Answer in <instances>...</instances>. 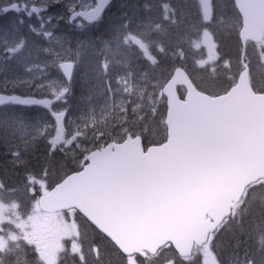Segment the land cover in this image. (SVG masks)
I'll return each mask as SVG.
<instances>
[{
	"label": "rangeland",
	"instance_id": "1",
	"mask_svg": "<svg viewBox=\"0 0 264 264\" xmlns=\"http://www.w3.org/2000/svg\"><path fill=\"white\" fill-rule=\"evenodd\" d=\"M147 1L125 0L116 7V12H108L100 21L91 24L79 19L84 26L80 29L75 24L67 23L69 15L67 7L75 2L80 5L78 10L89 11L94 8L95 2L61 0L59 6L39 13L42 18L39 22L36 16H33L30 21H25L22 29L16 25L0 31V91L6 88L8 92L16 91L24 96L30 93H36L37 96L49 94L53 89L59 91L61 87L67 86L66 81L52 73L49 68H58L57 64L60 61H73L76 67L67 94L68 103L66 105L56 103L52 106L57 111L65 107L69 110L64 120L67 129L64 140L71 139L77 131L83 133L81 142L75 139L73 143L77 142L80 147L74 145L76 149L86 154L108 141H121L127 133L140 134L145 128H149L152 133V128L161 125L166 135L165 113L161 111L162 105L166 106V97L162 89L180 63L198 82L204 75L213 79L227 74L229 78L235 71H229L232 63L225 60L229 56L221 59L217 54L215 41L217 26L215 29L211 27L212 0H182L186 8L192 6L191 8L197 12L194 24L190 18L183 20L175 15L177 10L185 9L179 0H155V9L145 6ZM0 2L2 9L8 6L9 0ZM19 2L23 4L24 0ZM33 2L42 7L50 4L51 0H29L30 5ZM136 2H142V5L137 7L139 4ZM231 3L235 8L232 0L228 2V10ZM131 6L135 7L134 13L127 12L132 9ZM152 12L154 17L151 26L138 21L141 15L151 19ZM50 15L54 17L51 23L48 22ZM61 16L63 20H59ZM17 18V13L9 12L7 16L0 18V23L14 22ZM58 20L59 24L56 26ZM237 21L238 18L234 16L229 22L231 25L229 27H234ZM40 23L44 24L43 28L40 27ZM29 24L36 25L41 33L51 31L52 35L47 40L42 35H33L28 31ZM240 27L239 20L238 26L234 28L237 37ZM66 28L71 30L72 36L76 39L70 50L65 45ZM77 44L80 49L77 48ZM182 44L189 46V56L185 55L186 52L179 51ZM228 46L229 43L226 42L223 48L226 55L229 53ZM45 48L51 51L46 53ZM238 49L240 52L238 65L233 59L237 75L243 71V61L250 68L256 83L262 87L264 40L257 45H247L245 50L239 42ZM82 51L86 53L85 56L81 54ZM167 51L174 52L176 60L175 57L164 56ZM53 52L56 54L53 55ZM88 54L90 56H87ZM230 55L232 56V53ZM167 63L173 66L167 67ZM28 66L32 67L30 72L25 71ZM78 66L79 75L75 78ZM22 80H31L33 83L31 86L20 83L17 88L12 87L14 82ZM38 84H45V87L36 90ZM75 87L79 90L78 94L71 95ZM2 107L5 106H0ZM147 107H152L149 119L146 117ZM29 110L16 106L13 109L15 115L7 112L6 117H9V121L5 123L4 130L0 131L4 151L9 154L19 151L18 156L10 154L9 164L19 168L22 173L17 180L15 178L17 174L12 167L10 172L5 169L10 173L8 178L13 175V180L3 184L4 172L0 170V184L3 185L0 187V238L6 242L0 256H13L17 253L21 264H80L79 258L72 255V250L80 246L86 264H168V261L175 257L173 254L168 255L169 252L148 261L123 259L118 253L119 259L116 260L109 244L99 236H92L91 231L80 224L75 214H42L37 199L44 192L46 176L42 173L44 180H36L30 177L27 171L36 169L39 172L43 167L45 159L37 151L47 149L46 140L52 135L53 129H49L44 136H40L39 129L45 123H52V120L44 108L30 111L29 117L34 116L35 121L29 120L26 115ZM97 125H108L112 128L111 132L98 139L100 133H89L91 127L97 128ZM64 140L60 141L58 147H63ZM22 186L27 189L22 190ZM32 189L35 190V195L31 194ZM16 195L25 197L23 205L19 199H15ZM236 214L237 218L243 215L241 212ZM239 225L235 223V219L229 221L227 226L223 227L225 230L213 248L203 246L194 253V260L176 259V264H213V256L210 253L219 255L220 259L215 255L218 264H264V245L260 247L259 252H254L257 259L254 263L250 260V253L248 256L247 253H243L244 242L241 243L237 236H232V232H237ZM251 227L255 228L254 233L246 235L245 240L259 238L258 241H264L260 240L264 239V234L261 237L257 234L264 229V222H256L251 224ZM233 241L235 242L232 245ZM95 249H98L99 259L96 258ZM197 253H202V256Z\"/></svg>",
	"mask_w": 264,
	"mask_h": 264
},
{
	"label": "water",
	"instance_id": "2",
	"mask_svg": "<svg viewBox=\"0 0 264 264\" xmlns=\"http://www.w3.org/2000/svg\"><path fill=\"white\" fill-rule=\"evenodd\" d=\"M234 2L242 45L260 42L264 0ZM178 86L186 88L184 99ZM162 91L165 143L144 150L141 139L127 136L90 152L80 171L39 197L40 209L78 210L125 256L154 255L168 243L189 256L206 242L245 189L264 180V94L252 89L247 67L218 97L199 92L182 68Z\"/></svg>",
	"mask_w": 264,
	"mask_h": 264
},
{
	"label": "trees",
	"instance_id": "3",
	"mask_svg": "<svg viewBox=\"0 0 264 264\" xmlns=\"http://www.w3.org/2000/svg\"><path fill=\"white\" fill-rule=\"evenodd\" d=\"M125 0H116L111 7L109 8V10L107 11V13L109 12H116V7L123 4ZM136 1H140V0H136ZM180 3L183 5V7L185 9L183 10H177V12L175 13V15L178 18H182L183 20H186L187 18H190L189 20H192L191 22L194 24L196 21H194V18H196L197 12L192 9V6H188L187 8L184 6V3L182 0H179ZM228 2H232V0H212V12H213V19L211 21V27H213L215 29V27L217 26V33H216V42L217 44V52L220 55L219 58H223L226 56H229V58H224L225 60H228L229 63H232V67L230 68L229 71H235L233 72V75L230 76L229 78L227 77V74H222V76L220 77H214L213 79L211 77H206V75L203 76V78H201L200 82H198L195 78L194 82L196 84V86L203 92L211 94V95H216L219 93H223L225 91H227L236 81L237 78V67L234 66V60H236L238 65L239 62V56H240V52L238 49L239 46V39L237 37V35L234 33L236 26H238L239 23V18H238V14L235 10V8L232 7V3H231V7L230 10H228ZM1 4V2H0ZM139 4L137 7L142 5V2L137 3ZM145 6L147 7H151L155 9V0H148L145 4ZM136 6V5H135ZM1 8V7H0ZM132 8V6H131ZM134 9L135 7H133L131 10L127 11L128 13H134ZM179 13V14H178ZM233 13V14H232ZM67 15V14H66ZM235 17L238 18L237 23H235L234 27H229L231 26L229 24L230 20L233 19ZM153 12H152V18L151 19H146L144 17V15L140 17V19H138L139 22H144L146 24H148V26H151L152 21H153ZM234 24V23H233ZM20 29H22V26H19ZM67 29V28H66ZM71 30L64 29V32L67 34L66 37V47L69 48V50L71 48H73L74 43L76 42V39L74 36H72ZM220 31V32H219ZM225 31H228L226 34L224 33ZM219 32V33H218ZM234 33V34H233ZM218 34V35H217ZM226 42L229 43L228 46V50L229 53L226 55V50L223 51L224 46H226ZM77 48L80 49L81 47L77 44ZM189 46L186 44H182L179 46V51L182 52H186V56H189L188 52H189ZM171 52V51H170ZM169 51H167V55L164 54V56H170V58H174V60H176V56H174V52L170 53ZM230 53H232V56L230 55ZM83 56H85V52L82 51L81 53ZM77 56H80V54H77ZM87 56H90L89 54ZM251 56V55H250ZM234 59V60H233ZM167 67H171L173 66L172 64L167 63L166 64ZM179 66H183L182 63L179 64ZM58 68H49V70L56 74L58 77H60V74L57 70ZM79 71V66L77 68V71L75 73V78L79 75L78 74ZM254 75V72H253ZM257 75V74H256ZM74 79V77L72 78V80ZM211 79V80H208ZM262 83H264V81H262ZM27 86V85H26ZM253 86L256 90L258 91H264V84L262 87H260V84H257L254 77H253ZM89 87V86H88ZM37 90V87L35 88ZM77 88L75 87L74 92L71 94H78ZM46 95V94H44ZM16 108V106L12 107V106H8V107H4L2 109H0V131H3L5 128V123L9 121V117L7 118L6 116L8 115L7 112L10 111V113L14 114L13 109ZM30 110L27 112V117L29 120L33 119L34 120V116H30L29 117V113L30 111H35L37 109V107H33V108H29ZM152 107H147L146 108V117L149 119L151 117L152 114ZM161 111L163 113H165V106L162 105L161 107ZM15 115V114H14ZM3 127V128H2ZM90 129V128H89ZM110 126H99L97 125V128L95 127H91V130H89L90 132L94 133H103V134H107L110 131ZM142 132L140 133L143 137V142L145 146H150L152 144H159L162 141H164L165 139V134L163 132V127L160 126H155V128H152L151 131L152 133L149 131V128H145L144 130H141ZM81 138L82 136H78L76 139L81 142ZM77 142L72 143L70 146H68L66 152H64V154L62 155L61 152L57 151L55 154H53L51 156V158L48 156L47 154V150H48V145H46L47 149L46 150H42V151H37L39 154L42 155V157H44L45 162H43V167L42 169L37 172L36 169L35 171H33L32 169H28L27 172H29V176L32 178H36V180L38 179H43L42 178V173L45 175L44 170L45 167L47 166V175L44 182L45 185H47V187L52 186L55 182H58L59 180H61L65 175H67L70 172L73 171H77L78 169H80L81 165L84 163V151L78 150L76 149ZM4 147L1 144V139H0V170L3 171L4 173V178L3 182L4 184H7V182L10 180L12 181L13 178L11 175V178H8L9 176V172H10V168L12 167L14 169V171L16 172L17 176H15V178L17 180L20 179V177L22 176V173L20 172L19 168H16L13 165L9 164L10 161V154L9 152H6V150L4 151ZM81 151V152H80ZM73 153H75V159L73 158ZM81 153V154H80ZM62 156V157H60ZM33 162V161H31ZM8 163V165L6 164ZM10 165V166H9ZM5 169H7L9 172H6ZM0 171V173H1ZM13 173V171H12ZM1 177V176H0ZM25 186H22V190H25L27 188H24ZM26 192V191H25ZM15 199H19L20 203L23 205L25 202V197H19V196H15ZM242 213L243 215L240 218L235 219V223L237 225H239V229L237 230V232H232V236L236 237L239 239V242L243 243L245 250L243 253H247V256L250 253V260H253L254 263L257 260L255 258V254L254 252L258 251L261 246L264 245V241H258V239L255 238H249V240H245L247 237L246 235H250L254 233L255 228L251 227V224H254L256 222H264V182L258 183L255 186L251 187L248 192L247 195L245 196L244 199V203L242 205ZM80 219V216H77ZM81 220V219H80ZM84 225H86V222H84ZM87 226V225H86ZM87 229V227L85 228ZM243 235V237H240V235ZM258 236L261 237L264 234V229L260 230L257 232ZM220 236H218L217 239H219ZM260 240H264L263 238H261ZM235 241L232 242V245L234 244ZM112 249V248H111ZM113 251V255L114 258L117 260L119 259L118 257V252L117 250L114 248L112 249ZM163 253L165 254L166 252H169L168 255H174L175 253L172 250L171 247L169 248H165L162 250ZM221 253V252H220ZM19 255H15L13 258L4 261L5 259L3 257L0 256V262H2V264H21L20 261L18 260ZM178 258V257H177ZM141 261V260H140ZM160 261V260H158ZM236 264H247V263H236Z\"/></svg>",
	"mask_w": 264,
	"mask_h": 264
},
{
	"label": "snow or ice",
	"instance_id": "4",
	"mask_svg": "<svg viewBox=\"0 0 264 264\" xmlns=\"http://www.w3.org/2000/svg\"><path fill=\"white\" fill-rule=\"evenodd\" d=\"M95 2V0H93ZM61 3V0H51L50 4H45L42 7L37 6L34 2L30 5L29 0H24L23 4L17 0V2H13V0H9L8 6L0 9V18L7 16L9 12H15L18 14V18L13 22V21H5L3 23H0V31H5L6 29L9 28V26H23L25 24V21H30L33 16H36L37 21L39 22L42 18L38 15L39 13L43 11H48L49 8L51 7H56L59 6ZM108 3V0H99V3L97 4V7L91 11H84V10H78L80 9V5L76 4L73 2L70 6L67 7V11L69 13L67 23L68 24H75L77 28L83 29V24L79 22L80 17H84L89 23L92 21L98 19L101 15V11L103 10V7L105 4ZM53 16L48 17V22L51 23ZM59 20H63V17H59ZM59 20L57 22V25L59 24ZM40 27L43 28L44 24L40 23ZM28 31L32 32L33 35L40 36L42 35L45 40H47L51 35V31H45L44 33H41L38 31L36 28V25L34 24H29L28 25ZM23 41H21V44ZM20 45H18L19 47ZM44 51L46 53L50 52L51 50L48 48H45ZM56 53L53 52V55ZM42 67V66H41ZM57 67L59 70L62 72L63 76L65 77L66 80V85L63 86L59 89V91H56L53 89L48 95H40L37 96L35 94L32 95H21L17 93L16 91H11L8 92L7 89L5 88L4 91H0V106H20L23 108H33V107H40L44 108L47 112L48 115L51 117L52 123H45L40 129L39 133L40 136H44L49 129H53L52 135L47 137L46 143L48 145V150L47 154L51 158L53 154H55L57 151L61 152L64 154L65 148L70 146L73 141L76 139L77 136H82L83 133L81 132H75L73 137L68 140H64V133L66 132V127L64 125V120L68 116V108H62L59 111L53 109V105L56 103H63L67 104L68 103V96L67 94L70 91V86L72 83V72L74 68V62L72 61H60L57 64ZM32 70L31 66H28L25 68L26 72H30ZM39 79V77H37ZM20 83H27L29 86L32 85L33 81L31 80H22V81H17L14 82L12 87L15 89L19 87ZM45 87V84H38L37 88H43ZM51 97V98H50ZM103 133H100L98 135V139L103 137ZM37 137H33V139H36ZM128 138L131 139L132 136L129 133ZM137 139H141V137H136ZM64 140V145L63 147H58L60 145V141ZM77 147H80V145H77ZM12 156H18L19 151H13L10 153ZM73 158L75 159V153H73ZM85 159H87L85 157ZM82 167V165H81ZM45 175H47V166L45 167L44 170ZM0 187H3L2 184H0ZM32 195H35V190L32 189L30 190ZM15 239V237H13ZM211 239H214L212 237ZM6 246V242L0 238V252L3 251L4 247ZM206 248H210V241L208 245H205ZM96 252V258L99 259V252L98 249H95ZM213 256V264H218L216 261L215 255L213 253H210ZM72 255L77 256L79 258L80 264H86L85 258L83 255V250L80 246L75 247L72 250ZM197 255H201L202 253H197ZM179 258L182 261H187L189 259V256H185L183 254L179 255ZM190 258L192 260L195 259V256H191ZM149 259V257L145 256V260ZM168 264H176V258L173 257L168 261Z\"/></svg>",
	"mask_w": 264,
	"mask_h": 264
}]
</instances>
